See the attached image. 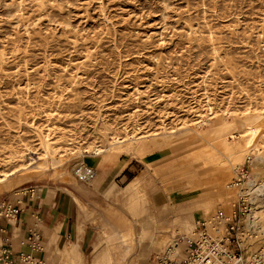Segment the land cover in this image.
<instances>
[{
    "label": "rangeland",
    "instance_id": "obj_1",
    "mask_svg": "<svg viewBox=\"0 0 264 264\" xmlns=\"http://www.w3.org/2000/svg\"><path fill=\"white\" fill-rule=\"evenodd\" d=\"M262 116L264 0H0V196L63 191L79 210L44 264L74 242L83 264L95 246L101 264H152L231 204L236 166L264 189V150L243 148L249 125L264 145Z\"/></svg>",
    "mask_w": 264,
    "mask_h": 264
},
{
    "label": "built area",
    "instance_id": "obj_2",
    "mask_svg": "<svg viewBox=\"0 0 264 264\" xmlns=\"http://www.w3.org/2000/svg\"><path fill=\"white\" fill-rule=\"evenodd\" d=\"M249 163L233 169L228 184L235 191L230 205L219 206L212 214L200 216L193 222L188 235H178L162 249L154 252L152 264H264V250L246 243L245 221L251 205L261 200L264 191L258 184L248 186ZM75 176L80 182H89L95 170L79 163ZM41 190L34 186L24 187L14 193V199L0 206V221L15 223L22 212L25 198L39 201ZM33 225L18 240L21 249H15L14 237L0 228V264H44V248L40 232L36 229L40 217L33 216ZM257 240V239H256Z\"/></svg>",
    "mask_w": 264,
    "mask_h": 264
},
{
    "label": "crops",
    "instance_id": "obj_3",
    "mask_svg": "<svg viewBox=\"0 0 264 264\" xmlns=\"http://www.w3.org/2000/svg\"><path fill=\"white\" fill-rule=\"evenodd\" d=\"M121 162H123L124 164L122 165V167H120L117 178H125V175L131 172V161L126 162L122 159ZM45 194L46 197H41L39 201L25 198L23 201L22 212L19 215L17 222L7 223L4 220L0 221V228H5L8 232H11L12 236L14 237L15 249H21L18 240L22 239L26 235L27 230L33 225V216H35L36 214H38L40 217V222L36 229L41 234L44 250H51L57 247V237H70V235L73 234V223L79 216V210L73 198L68 193H65L63 191L59 193L57 192V194H55L52 199H47V193ZM7 200V198H3L0 196V206L6 203ZM129 232L130 233L128 234L121 235H119L117 232H113L109 235L105 231H103V235L107 243L112 242L109 241V237L113 236H116L118 238L117 240L113 241L120 242V239L124 237V235L129 236L131 234L130 230ZM77 246V243L74 242L68 247L64 246V248L62 249V254L67 264H83L82 253L80 252V250H78ZM105 252L104 254H106ZM102 253L103 252L101 251L99 246H95L93 248V264H101ZM46 254L47 252L45 251V256Z\"/></svg>",
    "mask_w": 264,
    "mask_h": 264
},
{
    "label": "bare ground",
    "instance_id": "obj_4",
    "mask_svg": "<svg viewBox=\"0 0 264 264\" xmlns=\"http://www.w3.org/2000/svg\"><path fill=\"white\" fill-rule=\"evenodd\" d=\"M261 119H264V116L261 117ZM247 129V128H246ZM248 134H247V138L244 140V144H243V148L245 149H248L250 148V146H254V148H257L259 147V150H264V145H261V143H258L257 141V128L252 126V125H249L248 126V129L246 131ZM46 137V136H45ZM44 138V137H43ZM43 141V139H42ZM112 141H118L116 139L112 140ZM45 142V141H43ZM242 142V141H241ZM119 143V142H118ZM44 146V144H43ZM46 147V146H45ZM49 151V150H48ZM52 151V150H51ZM43 152V151H42ZM94 152L96 155L100 154V150L98 149H94ZM257 152V151H256ZM51 153L47 152L46 149L43 153V158L46 159V158H50L51 160H54L51 158ZM20 157V156H19ZM16 158V157H15ZM33 161V160H32ZM47 161V160H46ZM17 162V161H16ZM24 162V161H23ZM48 162V161H47ZM21 163V162H20ZM19 164V163H18ZM26 164V163H25ZM17 165V164H16ZM18 171V170H16ZM12 175V174H11ZM4 181H6V174H2L0 176V183H4ZM7 184V183H5ZM246 184L248 186H251L253 184H257L256 180H255V177L251 176L250 174V177L249 179L247 180ZM262 183L260 182L258 184V187H259V191H264V189H262ZM8 185V184H7ZM11 185V184H10ZM9 186V185H8ZM264 196V195H262ZM264 202V197H262L261 200H258V201H255L251 207H250V210H249V213L246 217V221H245V233H244V238H245V241L246 243H252V242H255L254 243V246H257L259 248H261L262 250H264V228L260 229L259 230V227H258V224L257 222L260 221L262 222V227H264V207H259V204ZM206 206V210L210 209L211 207V203H208L205 205ZM257 216L256 218L259 217V219L256 221L255 223V218L254 216ZM255 219V220H254ZM147 228V227H146ZM262 232V233H261ZM124 242H131L132 243V240L129 236H126L124 235V237H122ZM118 238L116 236H113L112 237V241L113 240H117ZM257 239V240H256ZM110 240V241H111ZM44 248V247H43ZM127 252V251H126ZM130 252V251H129ZM110 257L112 258V255H110Z\"/></svg>",
    "mask_w": 264,
    "mask_h": 264
}]
</instances>
